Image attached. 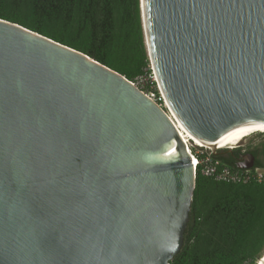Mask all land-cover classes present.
<instances>
[{"label":"water","instance_id":"water-1","mask_svg":"<svg viewBox=\"0 0 264 264\" xmlns=\"http://www.w3.org/2000/svg\"><path fill=\"white\" fill-rule=\"evenodd\" d=\"M139 2L185 130L214 144L263 129L264 0ZM193 170L165 112L124 76L0 19V264H170Z\"/></svg>","mask_w":264,"mask_h":264},{"label":"trees","instance_id":"trees-1","mask_svg":"<svg viewBox=\"0 0 264 264\" xmlns=\"http://www.w3.org/2000/svg\"><path fill=\"white\" fill-rule=\"evenodd\" d=\"M0 19L85 54L130 82L152 74L139 0H0ZM243 152L254 157L253 178L245 183L215 181L198 163L183 245L170 264H257L264 255V179L255 175L264 172V143L219 149L210 163L240 171Z\"/></svg>","mask_w":264,"mask_h":264},{"label":"built area","instance_id":"built-area-1","mask_svg":"<svg viewBox=\"0 0 264 264\" xmlns=\"http://www.w3.org/2000/svg\"><path fill=\"white\" fill-rule=\"evenodd\" d=\"M151 69V66H150ZM152 70V69H151ZM154 82L155 85L151 83ZM136 88H138L146 98H148L151 102L160 107L168 117V119L173 124L174 128L178 132L183 144L185 145V149L187 153L190 155L193 165V171L195 175V171L199 162L202 164V174L205 176H209L214 178L215 181L220 182H235V183H245L253 178L252 171L250 169H240V171H234L229 169L228 167L218 166L217 163H210L211 154H215V152L219 149H207L205 147L196 145L190 140L189 137L185 135L183 130H181L178 126L179 123L176 120V117L173 111L167 104V101L160 89V86L156 80L155 74L152 71L150 75H141L138 76L133 82H131ZM178 125V126H177ZM199 155H203V158L199 159ZM255 175L257 180L264 179V172L259 170H255Z\"/></svg>","mask_w":264,"mask_h":264},{"label":"bare ground","instance_id":"bare-ground-1","mask_svg":"<svg viewBox=\"0 0 264 264\" xmlns=\"http://www.w3.org/2000/svg\"><path fill=\"white\" fill-rule=\"evenodd\" d=\"M142 7H143V2H142ZM161 89V88H160ZM162 91V90H161ZM163 93V91H162ZM164 95V94H163ZM165 97V96H164ZM166 99V98H165ZM168 104V102H167ZM168 106L170 107V105L168 104ZM171 109V107H170ZM172 110V109H171ZM175 115V114H174ZM176 120H177V117H176ZM178 121V120H177ZM179 123L177 126L183 130V132L185 133V135L187 137L190 138V140L193 141L194 144L196 145H199V146H202V147H205L207 149H213V150H216V149H222V148H232L234 147L235 145H237L239 142H241L242 140L238 141V140H232V139H225V138H222L220 139L217 143H214V144H209V143H206V142H202L200 141L199 139L195 138L194 136H192L188 131L185 130V128L182 126V124L180 122H177ZM255 133H264V128L255 132ZM247 138V137H246ZM257 264H264V255L262 256V258L258 261Z\"/></svg>","mask_w":264,"mask_h":264},{"label":"rangeland","instance_id":"rangeland-1","mask_svg":"<svg viewBox=\"0 0 264 264\" xmlns=\"http://www.w3.org/2000/svg\"><path fill=\"white\" fill-rule=\"evenodd\" d=\"M264 143V133H254L241 142H239L237 145H235L232 148L240 147L242 149H246L249 145L252 146H258L259 144ZM232 148H222V149H232Z\"/></svg>","mask_w":264,"mask_h":264},{"label":"flooded vegetation","instance_id":"flooded-vegetation-1","mask_svg":"<svg viewBox=\"0 0 264 264\" xmlns=\"http://www.w3.org/2000/svg\"><path fill=\"white\" fill-rule=\"evenodd\" d=\"M250 154L247 153V152H243L242 155L240 156L239 160L237 161L238 163H244L245 160H247L249 157ZM254 167V164L252 166V168Z\"/></svg>","mask_w":264,"mask_h":264},{"label":"clouds","instance_id":"clouds-1","mask_svg":"<svg viewBox=\"0 0 264 264\" xmlns=\"http://www.w3.org/2000/svg\"><path fill=\"white\" fill-rule=\"evenodd\" d=\"M151 66V65H150Z\"/></svg>","mask_w":264,"mask_h":264}]
</instances>
